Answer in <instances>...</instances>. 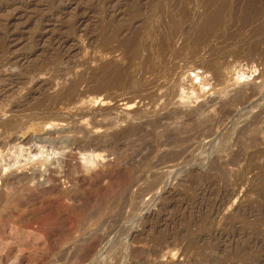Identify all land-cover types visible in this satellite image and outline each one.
Listing matches in <instances>:
<instances>
[{"label":"rangeland","instance_id":"1","mask_svg":"<svg viewBox=\"0 0 264 264\" xmlns=\"http://www.w3.org/2000/svg\"><path fill=\"white\" fill-rule=\"evenodd\" d=\"M120 27L148 48L169 38L151 68L138 58L129 67L142 77L135 103L122 100L131 92L118 101L96 92L81 118L80 102L53 108L75 123L48 125L43 95L66 78L87 79L107 58L90 46L117 43L123 35L108 36ZM159 117L143 132L153 152L132 162L152 161L158 139L179 129L191 146L166 187L81 190L68 182L85 168L76 148L81 156L55 173L59 188L35 187L50 162L61 163L64 140L88 132L109 141ZM68 127L84 133L69 137ZM0 264H264V0H0Z\"/></svg>","mask_w":264,"mask_h":264},{"label":"bare ground","instance_id":"2","mask_svg":"<svg viewBox=\"0 0 264 264\" xmlns=\"http://www.w3.org/2000/svg\"><path fill=\"white\" fill-rule=\"evenodd\" d=\"M222 6H223V4H222ZM219 12H220V10L218 9V11H216L213 15H211V17L208 18L207 21L204 23L202 28L204 27V29H206L208 27L207 29H209L211 27L210 25L214 21L216 23V19L220 15ZM218 21H219V19L217 20V22ZM123 29L124 28L120 27L119 29H117V31L113 32L111 35L108 36L109 39H111L113 37L123 35V37L120 38L117 43L112 44V45L106 44L103 46H94V45L90 46L91 49H93V50L101 47L100 49L103 52L107 53V58L103 62H101V61L96 62V64H95L96 66L94 65L95 67H93V69H91V72L89 71L90 75H89V77H87V79H86L85 75L80 79L78 77V78H75L77 80H70V81H68L67 78L65 77L66 81L63 80L64 83H62V86H60V89L58 90V92L56 89V91H55L56 93L52 92V94H48L47 98L45 96L47 94L43 95L45 97V99H48V101H49L48 102L46 100V102H48L47 103L48 105L47 106L45 105L46 107H48L47 110H49V112H50V115L48 116V118L45 117V119L47 118L46 120L48 122V125L55 126L56 121H67L68 123L74 122L73 121L74 118L72 119V117H71L72 115L70 116L71 117L70 119H72V120H69V117H66L64 115L56 116L54 113H52L53 108L55 106H58L59 104L67 105L68 103L80 102L81 108H80V113H79L80 116L79 117L80 118L83 117L86 114V113L84 114L85 108H83L84 107L83 105L86 104L87 101H89L90 103L96 101V94H95L96 92H106V91H107V93L117 92V94L111 93V94L105 95V97L103 99L109 100V101H114V100H117L118 98H121L124 96V95L122 96L121 94H118V92H123V93L124 92L125 93L131 92L130 93V94H132L131 96L130 95L128 97L126 96V97L122 98V100L125 101L124 103L126 105H130L134 102L133 100H135V98L137 96L136 93L140 92V89H141L138 86V84H139V82H141L140 80L142 79V77L140 74L135 75V73H133L134 74L133 75L130 73L131 71H129V69L131 68V65H134L133 63L136 62V59L138 58V60H139L138 63H139L140 68H142V69L143 68H151V66L153 65L152 62L155 60L154 58L157 55L156 53H159V51L164 46H166V44H164V43H166L169 40V38H168V40L166 39V41L161 40L160 43L157 42L158 45H157V43H156V45L155 44L152 45L150 43L152 46L150 48H148L146 46L148 43L145 42V44H144L142 42H139L138 40H140V39L137 38L138 39L137 40L136 39L137 36H135L134 34L130 36L128 34V32H126V30L125 29L123 30ZM124 31L126 33H124ZM166 35L169 36L170 34L167 33ZM108 37L106 39H108ZM164 38H166V37H164ZM171 39H173L172 34H171L170 40ZM140 41H143V39ZM168 44H169V42H168ZM145 50L147 51L146 54L144 52ZM60 53H58V55H55V57H57V58L59 57L58 59H63V58H65V56H67V54H65L63 52H62V54H60ZM60 62H61V60H60ZM132 70L134 71V69H132ZM58 74L59 73H56V75H58ZM82 74H85V72L83 71ZM50 75H53V74H50ZM55 76H53V77H55ZM60 76H64V75L60 74ZM86 76H88V75H86ZM196 76H197V73H195V77ZM57 77L58 76H56V79H58ZM197 77H199V76H197ZM50 78H51V76H50ZM62 79H64V78H62ZM68 79H71V78L68 77ZM91 81L92 82L96 81L97 83L94 82V83H96V85L94 84L95 85L94 86ZM84 82L87 83L85 86L82 85V84H85ZM88 82L92 83L93 86L91 84L89 85ZM49 84H51V82ZM49 84H48V86H49ZM53 84H55V83L53 82ZM55 86H56V84H55ZM80 86H83L84 89H82L83 87L80 88ZM138 97H140V96H138ZM142 101H144V100L140 99V102H142ZM140 111L141 110L137 109V110H134L133 112H131V114H132V116L138 117L139 114L141 115ZM143 115H144V113H143ZM143 115L140 116L139 118H143L144 117ZM169 117L170 116H165L163 118H169ZM163 118L159 117V118L155 119L154 121H151L148 119L143 120V121L141 120L138 124H136V126H134V124H133V127H132L133 129H131L129 132L126 131L128 128L126 130H124L125 129L124 128L119 133L118 132H117V134L114 133V135L112 136V139H110L109 141L99 140L97 138H95V140H88V138H87L88 132H86V134H85L84 130L82 129L83 130L82 133H84L83 137H81V138L75 137V138H73V140L71 139L69 142H68V140H64V141H67V143L65 145H63L64 147H63L62 152L60 153V156L56 157V158H59V160H61V163L53 161L54 166L51 165V162H50V164L47 165V163H45L47 157L44 155L46 158L41 159L40 162H41V164L47 165V167H46L47 173H46L45 182H44V180H43V182H40L38 180V182H36L37 185L35 187L37 189H40V190L41 189H43V190H55V189L59 188L60 184L57 182L58 179L56 178L58 176H55V173L58 172L59 167L63 168L64 166H67V164L71 160H73L75 157L78 158L81 155L85 156V158H86L84 169L86 170L87 174H82V172L85 171L83 169V171H81V175L77 176V174H76V176H74L75 175V173H74V175H73L74 177L72 176L73 177L72 179H68L69 180L68 182L75 184L76 187L82 188L81 190H83V189L86 190V189L91 188V187L92 188L95 187V188H99V189L101 188L103 190H105V189L108 190V189H112V188L116 189V188H121V187L123 188V187L127 186V187H130V189L135 187L136 189L143 192V191H148V190H151V191L152 190H159V189L166 187L167 179L171 175V173L173 172V167H176L179 165L180 159L186 155V153L189 151V148L191 146L190 144L189 145L185 144V146H183V143L188 142V141L187 140L184 141L185 139L181 136L179 129L176 128V129L168 130L167 134H165V135L163 134L165 136L164 139H163V137H164L163 136L162 138L161 137L159 138V139H162L161 141H159V139H158V141L156 140L157 141V147H158L157 149L160 152L155 155V158L152 161H149V162L147 161L148 163L147 162H146L147 164L144 163L145 165L143 164V167H140V165L137 166L138 164L135 165L132 162V160L134 161V158L139 156V155H143L146 158V156L150 155V153L153 152V149H154L152 147L153 142L150 143L151 140L146 139L144 131H145L146 126H149V127L151 126L152 130H154L156 128V126H159V124L162 123L161 121ZM87 122H88V120H87ZM103 122L104 123H101V122L98 123L95 121L94 122L91 121L88 123L92 126V128H100L101 129V127L104 128L103 124H105L106 121H103ZM11 123L13 124V122H11ZM11 123H10V125H11ZM107 124H108V122H107ZM107 124H106V126H107ZM71 125L73 127V123ZM72 127L71 128L68 127L69 129L63 130L62 132H67V135L72 133V136H73L75 134H78V132L81 130V129L78 130V128H76V127L73 129ZM79 128H80V126H79ZM106 129L108 130V127H106ZM151 133H154V132H151ZM207 134L211 135L212 132L211 131L207 132ZM154 135H155V133H154ZM68 136L70 137V135H68ZM92 137L93 136H91V137L89 136V139H91ZM123 147H126V149H124L125 151L123 150L124 152L122 153ZM75 148L80 151L81 155L74 152ZM96 151H100L101 153H96ZM102 153L104 154L103 156H102ZM110 154H114L116 156L114 161L113 162H110L109 160L105 161L106 158H104V157L107 155H110ZM187 157H188V154H187ZM147 159H148V157H147ZM15 162L17 163V160ZM60 169H59V171H60ZM83 173H85V172H83ZM61 176H63V175H61ZM103 177L107 178L106 181L108 184L102 183ZM18 181H19V179L17 180V182ZM26 184H27V182H23V185H26ZM136 189H134V190H136ZM93 191H95V189ZM89 192L91 194V190ZM30 195H31V193H30ZM32 195H33V193H32ZM29 196L27 195V197H29ZM83 196L81 195V197H83ZM84 198H86V197H84ZM57 201L60 202L59 204L61 206H63V207L65 206L62 200H57ZM56 208L57 207H55V209ZM55 209L54 210L51 209L53 211L52 213H54V214L57 213ZM92 238H94V237H92ZM96 239H98V238L96 237ZM94 240H92V241H94ZM92 243L88 244V247H87L88 251L92 248V246H93ZM156 252H158V250ZM82 253H84V252H82Z\"/></svg>","mask_w":264,"mask_h":264}]
</instances>
